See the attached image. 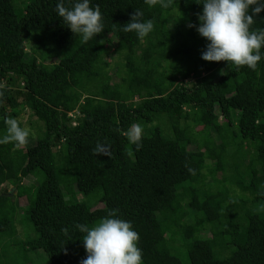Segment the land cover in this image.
Returning <instances> with one entry per match:
<instances>
[{"label": "trees", "instance_id": "trees-1", "mask_svg": "<svg viewBox=\"0 0 264 264\" xmlns=\"http://www.w3.org/2000/svg\"><path fill=\"white\" fill-rule=\"evenodd\" d=\"M57 2L0 0V136L25 109L42 123L0 144V264H78L75 224L109 213L142 264H264V55L255 70L202 60L201 0H90L104 29L84 43ZM135 10L153 22L142 40L122 28Z\"/></svg>", "mask_w": 264, "mask_h": 264}, {"label": "clouds", "instance_id": "clouds-1", "mask_svg": "<svg viewBox=\"0 0 264 264\" xmlns=\"http://www.w3.org/2000/svg\"><path fill=\"white\" fill-rule=\"evenodd\" d=\"M170 0H145L149 6L157 3L167 7ZM201 11L197 14L198 23L194 26L198 35L205 39L200 58L204 61H224L237 68L246 66L255 70L264 53V29L250 31L253 17L264 11V0H201ZM90 0H73L66 8L60 0L56 3V14L73 34H78L81 42H88L104 29L102 15L96 6L90 7ZM249 8L251 11L249 12ZM188 27H193L189 24ZM125 32H134L143 39L153 30L151 19H142L139 10L130 15L122 25ZM5 133L0 136V144L13 142L22 146L27 142L29 130L21 126L16 118H6ZM139 127L133 125L130 140L139 147ZM83 233L82 245L85 257L79 264H142V253L138 247L139 235L131 222L109 213L100 218L92 227L75 224Z\"/></svg>", "mask_w": 264, "mask_h": 264}, {"label": "rangeland", "instance_id": "rangeland-1", "mask_svg": "<svg viewBox=\"0 0 264 264\" xmlns=\"http://www.w3.org/2000/svg\"><path fill=\"white\" fill-rule=\"evenodd\" d=\"M16 119L18 120V122L20 123L21 126L26 127L29 130V136L27 138V142L31 138L34 137V134L36 133V125H38V126L42 125V123L39 120L36 121L34 116L29 114L27 109H25L22 113H20V115ZM206 135L207 136H210V135L213 136V134H211L210 131H208V130H206ZM23 146H25V144L22 145L21 147H23ZM250 162H253V160H251ZM37 173H38L39 178H40L39 172H37ZM208 176L210 178H212V175L209 174ZM23 183L26 185H28L29 183L34 184V183H36V179L34 177H30L28 179H24ZM7 189L10 190L11 194H13L15 192V190H13L11 188V186H7ZM78 197H79V195H78ZM31 201H32V193L16 198V202L19 206H18V208H16V211H15L14 224H15V229H16V236H18V237H23V231L25 230L24 225H22V223L19 222V218L24 213V209H25L24 205H26L27 203L30 204ZM42 259L43 258H41V257L35 256L32 259V261L34 264H46V263H39V262L43 261ZM33 263L27 261L25 264H33Z\"/></svg>", "mask_w": 264, "mask_h": 264}]
</instances>
